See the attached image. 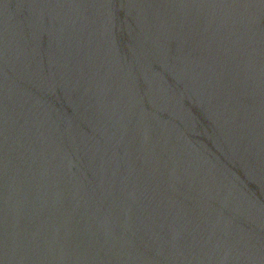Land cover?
<instances>
[{
  "label": "water",
  "instance_id": "95a60500",
  "mask_svg": "<svg viewBox=\"0 0 264 264\" xmlns=\"http://www.w3.org/2000/svg\"><path fill=\"white\" fill-rule=\"evenodd\" d=\"M0 264H264V0H0Z\"/></svg>",
  "mask_w": 264,
  "mask_h": 264
}]
</instances>
